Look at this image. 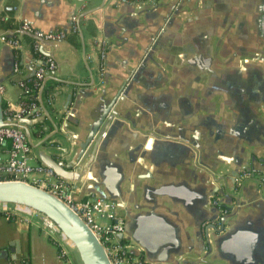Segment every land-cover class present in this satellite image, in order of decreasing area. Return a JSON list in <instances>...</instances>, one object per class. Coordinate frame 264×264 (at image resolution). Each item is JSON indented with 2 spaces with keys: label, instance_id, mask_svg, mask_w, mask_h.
I'll list each match as a JSON object with an SVG mask.
<instances>
[{
  "label": "crops",
  "instance_id": "1",
  "mask_svg": "<svg viewBox=\"0 0 264 264\" xmlns=\"http://www.w3.org/2000/svg\"><path fill=\"white\" fill-rule=\"evenodd\" d=\"M72 16L76 31L35 51L30 36L19 29L25 21L41 31L66 30ZM6 18L10 27L0 26V36L16 38L20 49L0 40L5 105L18 102L15 81L31 77L43 57L52 55L57 63L45 76L39 99L49 110L47 94L53 91L61 114L49 110L42 123L28 126L33 164H40L33 144L44 135L53 134L49 139L59 142L54 151L59 161L69 157L81 123L94 116L101 98L116 94L128 71L133 72L119 96L113 129L97 149L102 164L112 161L123 173L126 208L156 198L153 190L160 186L185 185L198 195L191 204L165 197L167 202L155 210L178 228L184 261H210L202 234L208 219L215 217L213 206L220 213L214 198L228 209L230 227L260 236L258 256L264 261V203H259L255 182H243L239 203H229L226 197L240 188L236 177L245 170L234 177L233 190L227 172L246 162L256 167L264 159V0H0V20ZM13 53L18 57L16 72ZM35 101L40 102L37 96ZM159 136L186 146L163 142ZM8 147L1 145L0 153ZM85 179H91L89 174ZM67 185L77 198L96 195L91 183ZM199 196H205V204ZM124 209L117 207L122 217ZM212 252L229 257L215 252L214 246ZM179 259L152 264H186ZM0 264L81 262L36 214L0 215Z\"/></svg>",
  "mask_w": 264,
  "mask_h": 264
},
{
  "label": "water",
  "instance_id": "2",
  "mask_svg": "<svg viewBox=\"0 0 264 264\" xmlns=\"http://www.w3.org/2000/svg\"><path fill=\"white\" fill-rule=\"evenodd\" d=\"M70 20L69 28L64 30L66 33L71 31L73 16ZM4 36L12 37L6 34ZM43 43L47 42H42L39 47ZM46 56L55 59L52 55L47 54ZM147 56L148 49L144 53V58ZM142 58L140 62L142 61L143 64L145 61ZM52 72L54 70L47 72L46 76ZM132 74L133 72L128 71L123 86L120 87L116 94L109 99L101 98L96 105L94 116L88 122L81 123V135L75 143V150H71L73 153L69 157H64L62 161L57 159L58 154L54 151L58 149L59 142L49 139L53 134L41 136L39 141L33 144V148L36 149V157L39 163L44 167L52 169L55 175L66 184L74 182V188H78L80 186L86 187L88 183H91V188L93 189L91 193L93 195L96 194L97 196L113 200L118 207L125 208L123 215L125 233L137 245V247L131 249L130 253L132 255H139L143 252L145 259L150 264L169 262L175 257L180 258L179 260L186 264H193L194 261H184L182 259L184 252L178 236V228L165 215L155 210L158 206L163 207V203L167 202L165 197L182 199L184 204L188 206L198 195L185 185H163L153 190L154 194L157 195L156 198H151L147 203L142 202L134 205L133 210H136V213H134L133 210L126 208L124 203L121 189L124 178L119 166L112 161L102 164L97 156L100 142L106 140L108 134L113 129L112 123L116 122L114 118L119 114L118 106L119 102L122 101L119 96ZM45 80L46 78H44L43 82ZM2 81L3 78L0 77V83ZM43 82L37 91L32 93L38 97V101H40L39 96L44 86ZM54 96L53 91L47 94L49 110H53L54 115L61 114V111L54 106ZM1 103L0 93V128L16 127L20 129L25 136L27 144L32 147L28 126L42 123L44 118L49 117V110L45 109L40 101L31 111V114L34 116L30 117L29 114L14 120L10 116H4ZM159 138L166 143H170L171 141L186 146L182 142L172 141L160 136ZM4 143H7L9 146L10 139H6ZM189 148L193 151L191 147ZM64 150L65 152H70V147H66ZM241 170H245L251 174L238 184L240 188L235 189L234 177ZM86 174H89L91 179H85ZM256 174H264V159L256 167L246 162L239 164L238 167L234 168L233 172H227V176H231L232 178V186L229 189L236 190L235 193L232 192L226 195L229 203L234 200L236 203L240 202L241 185L249 179L256 184L259 193V203H264V182L258 176H255ZM149 193L148 191L146 196L150 197ZM199 197L203 199L202 203L205 204V196ZM0 203L28 208L47 219L56 227L67 245L77 252L81 264H112L104 246L91 228L71 207L53 193L22 181H2L0 182ZM248 204L250 203H241L240 205L247 206ZM255 205H257L256 202H253L252 206ZM213 211L215 217L208 219L209 222L204 225V232L202 234L207 248L205 257L210 261L202 260L201 262L205 264H259L264 262L258 256L261 254L258 251L260 236L255 233L239 230L234 226L230 227L227 221L230 216L229 213L219 217L218 208L213 206ZM216 220L220 221L219 227L216 225ZM212 245L215 248V252L219 254L220 252L229 253V257H226L228 255H224L222 258L220 256H213Z\"/></svg>",
  "mask_w": 264,
  "mask_h": 264
},
{
  "label": "built area",
  "instance_id": "3",
  "mask_svg": "<svg viewBox=\"0 0 264 264\" xmlns=\"http://www.w3.org/2000/svg\"><path fill=\"white\" fill-rule=\"evenodd\" d=\"M75 20L76 18L73 17V22ZM19 29L31 36L30 47L34 51L38 49L42 42L62 40L66 36L64 30L41 31L23 21L20 22ZM76 30L77 26L73 23L71 31ZM0 40L15 51L20 49V43L14 37L1 35ZM12 66L13 71L16 72L17 60L13 62ZM55 68V59L45 56L34 67L31 77L17 79L15 84L20 90L19 100L14 106L11 103L5 105L4 116H10L14 120L29 114L30 117L34 116L31 111L36 107L35 95L33 100L29 97V94L36 92L47 72L53 71ZM2 91L3 85L0 83V93ZM6 139H10V144L5 153H0V182L22 181L56 195L91 228L104 246L112 264H150L144 257L130 253L131 249L137 247V245L125 233L124 218L118 214V206L115 201L97 195L85 199L77 198L64 181L56 178L57 176L52 169L32 163L31 147L27 144L20 129L16 127L0 128V146L4 145ZM249 176L250 172L243 171L236 177V182L240 183ZM258 178L264 182V174L258 175ZM212 202L220 208L219 217L228 213V209L220 206L217 199L214 198ZM36 214L38 213L22 206L0 203V215L5 218H30ZM42 218L49 228L56 229L47 219L43 216ZM216 225L220 226L219 220H216ZM61 246L63 247V245ZM59 253L62 257L66 256L65 248H61Z\"/></svg>",
  "mask_w": 264,
  "mask_h": 264
},
{
  "label": "trees",
  "instance_id": "4",
  "mask_svg": "<svg viewBox=\"0 0 264 264\" xmlns=\"http://www.w3.org/2000/svg\"><path fill=\"white\" fill-rule=\"evenodd\" d=\"M6 11H7V9H6ZM9 11H7V13H8ZM0 26L1 27H3V28H7V27H10V19H8V18H6V19H4V20H0ZM13 60L15 61V60H18V57H17V55H16V53H13ZM17 58V59H16ZM29 97L31 98V99H33L34 100V95L32 94V93H30L29 94ZM1 106H2V109L4 110V108H5V103L2 101V103H1Z\"/></svg>",
  "mask_w": 264,
  "mask_h": 264
},
{
  "label": "rangeland",
  "instance_id": "5",
  "mask_svg": "<svg viewBox=\"0 0 264 264\" xmlns=\"http://www.w3.org/2000/svg\"><path fill=\"white\" fill-rule=\"evenodd\" d=\"M50 228H52L53 230H55L56 231V233H59L55 228H53V227H50ZM60 234V233H59Z\"/></svg>",
  "mask_w": 264,
  "mask_h": 264
},
{
  "label": "bare ground",
  "instance_id": "6",
  "mask_svg": "<svg viewBox=\"0 0 264 264\" xmlns=\"http://www.w3.org/2000/svg\"><path fill=\"white\" fill-rule=\"evenodd\" d=\"M71 243V242H70Z\"/></svg>",
  "mask_w": 264,
  "mask_h": 264
}]
</instances>
